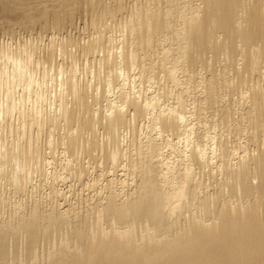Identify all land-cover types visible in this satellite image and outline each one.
Returning <instances> with one entry per match:
<instances>
[{"label": "bare ground", "instance_id": "1", "mask_svg": "<svg viewBox=\"0 0 264 264\" xmlns=\"http://www.w3.org/2000/svg\"><path fill=\"white\" fill-rule=\"evenodd\" d=\"M124 3V0H0V20L3 21L4 17L5 23L6 19L11 17L10 15L6 17L8 16L6 14L22 11L23 15L20 18L23 20L30 23L36 21L47 29L50 27L61 29V26L70 24L73 18L71 7L74 5L76 8L77 5H85L87 8L85 10L90 12L89 15H91V10H96L98 5L101 9L95 12L98 11L102 15L107 12L106 7L109 5L112 6L111 12L114 11L115 14L120 10L124 12L126 5ZM128 9H130L128 12L131 16H128L129 18L124 22L130 24L128 26L124 23L128 27L125 26L126 28L122 30L125 32H121L123 33L122 39L116 51L112 53L113 55L110 53V56L102 55L103 57L98 61V70L91 71L94 75L92 77L97 80L96 83L105 80L107 86L111 87L120 78L118 83L115 82L118 84L116 97L121 101L120 103L116 101L118 105L113 103L114 99L110 101L104 98L106 99L105 106L101 109L94 108L101 102V98L97 94L91 95V91L89 93L88 88L92 80L88 79L84 83L76 75L77 68L70 66L66 74L64 73L65 76L61 72L64 79L58 78L59 90L62 88L61 95L71 91L76 107L74 103H71L73 108L62 104L63 98L60 97L62 101L59 104H62V107L58 109L60 108L59 112H61H58L59 115L55 114L56 116L49 114L50 118L44 114L42 108L45 107H43L45 104L43 102L47 104L52 93V91L48 92L47 98L49 99L44 100L45 92H47L45 88L49 89L51 85L46 87L49 82L40 83L41 78L38 80L37 77L36 80L34 74L32 77V74L29 76L30 70L25 79L27 75H24L23 69L27 68H24L26 66H23L22 60L21 62L12 60L9 74L14 78H10L14 84L7 79L6 81L9 84L12 82L16 87L17 84L21 86L24 78L25 82L22 86L25 88L21 87V89L24 92L34 87L31 93L34 100L32 101L35 103L33 107L31 101L27 99L30 107L33 108H27L29 105L25 106L26 109L20 108L21 110L16 111L18 117L15 115L18 118L16 134L22 140L20 141V153L22 152L23 156L22 161L17 162L18 173H13L10 178L17 183L14 184L15 186H20L22 183L19 172L29 174L28 160L34 159L33 154L37 150L33 147L37 141L35 142L33 138L32 129L37 132L36 128L41 129L46 123H54V117H60V119L52 125L56 126L60 122L70 125L67 134H61L62 139H60L62 150L66 154L77 150L104 152L107 159H110L111 165L123 164L127 167L131 178H129L130 184H128L129 181L122 180L121 182L123 185L128 184L129 187H126L128 188L126 190L114 188V184L111 183L107 184L106 189L103 192L99 190L92 202L83 206L85 208H80L81 210H78L79 207L75 209L72 203L70 207L62 209L59 202L58 204L52 202L54 199H50L51 196L49 198L45 196L44 200L48 202V207L41 205L47 210L41 208L38 201L32 200L33 204L30 208L28 207L29 212L19 215L17 213L14 216L15 221L12 217L13 220L0 217V264H264V70L261 71L264 69V0H144L141 4L139 2L130 4L126 10ZM112 13L106 15L110 16ZM92 14L99 15L94 11ZM93 15L88 21L95 17ZM94 20L96 18L90 22L95 28ZM9 22L7 19L8 24ZM103 40H105L103 35L102 37L98 35L92 42L84 43V46H81L82 53L89 55L95 52L104 42ZM18 56L15 59H19ZM154 57L158 60L157 67L153 63L155 69H160L158 74H162V78L171 82V86L179 88L185 84L183 89L180 87V90H175L173 93L171 89L169 90L170 94L167 95L173 97L174 105L167 106L164 102L161 106L158 100L159 95L148 97L147 92L142 93L143 89H139L141 93L138 90L135 91L134 85L130 87L132 92H126L129 84L134 80L130 83V78L124 71L125 66L130 71L137 69L141 75H144L147 73H145V62L149 63L148 60L151 61ZM87 63L91 64V62ZM214 64L222 65V69L217 74L212 73ZM204 67L209 69L210 75L202 76L199 70L198 78L190 80L188 72ZM177 69L181 71L180 73H184L183 79L177 76ZM101 73L104 74L103 79ZM226 73L228 75L233 73L238 83H243V85L248 79L250 80L237 99L240 101L238 102L240 106L245 105L242 109L237 106V109L241 111L237 110L236 117H233L235 114H230L232 110L228 108L226 102L224 103V93L220 90V88L232 87V82L225 78ZM50 76L48 74L47 78ZM197 79V85L192 86L191 84ZM19 81L21 83H18ZM9 84L5 83L7 90H11ZM54 88L56 89V87L51 89ZM193 88L200 96L186 103L184 98L192 94ZM165 92L163 91L164 94ZM60 94L58 93V96ZM32 95L30 94L31 97ZM70 97L72 99V96ZM19 98L22 100V97ZM7 106L5 104L6 109L4 108L0 123L4 117L13 118L10 116L13 114L15 105L12 103ZM205 110L210 113V116L211 113H219L218 111L224 114V116L221 114L223 126L234 134L236 133V136L237 133L239 136V133H248L246 141L242 140V142L245 141L244 144L239 141L230 150L223 145L228 140L220 142L224 147L218 142L219 147L213 146L214 144L210 146V143L218 139L215 140L214 136H210L208 134L210 132L205 135L206 144H202L201 135L195 138L191 136L195 126L187 119V114L195 118V116H200L199 114L203 116ZM216 115L212 117L215 118ZM142 119L147 120L144 122ZM141 120L147 123L145 126L148 132L156 129L160 137L166 134L165 137L177 135L185 139L183 153L175 157V160H171L167 157L168 154L163 153L165 146L156 142L157 140L152 141L153 135L148 134V136L143 133L148 138L145 137L146 140L142 141L143 143L139 141L138 134L142 129L139 126L138 133L137 124L139 121L141 123ZM97 126H101L102 132L106 134L105 143H99L100 141L98 142V139L93 136ZM85 133L87 136L84 135ZM95 133L97 134V131ZM122 133L129 134V146L134 151L132 153L136 155L129 160L124 158L129 154L126 152L129 146L126 151L123 149L125 148L123 145L127 144H121V136H125ZM160 140H163V137ZM171 144L168 145L173 146ZM2 146L6 145L0 142V148ZM6 148L4 147L5 150ZM238 149L241 151H237ZM123 158L126 159L125 162ZM62 166L69 172L72 171L76 177H81L83 174V168L79 167L77 171V164L66 163ZM28 180L25 176V185L28 184ZM116 184L118 187V183ZM22 186L20 189H26ZM54 193L61 194L58 191ZM56 199L59 198L56 196ZM3 202L1 198L0 206ZM45 202L42 203L46 204ZM26 209L24 208V211ZM17 242L19 246L16 245Z\"/></svg>", "mask_w": 264, "mask_h": 264}, {"label": "rangeland", "instance_id": "2", "mask_svg": "<svg viewBox=\"0 0 264 264\" xmlns=\"http://www.w3.org/2000/svg\"><path fill=\"white\" fill-rule=\"evenodd\" d=\"M124 1H125L124 4H126L128 7H130V4H132L134 2L135 3L139 2V4H141L144 0H127V1L124 0ZM130 1H131V3H130ZM126 5L124 7L125 10L123 9L124 12L122 10H120L123 13L120 12V11L119 12L115 11V12H117L115 14L114 11H112L115 16L111 12V7H112L111 5L106 7L107 8V12L103 13L102 15H101V13L99 14V12H98L101 9L100 7H98V5L96 7V10H98V11L95 12L96 10H91V15H89L90 12L85 10V8H86L85 5L84 6L83 5L82 6H78L77 5V8H76V5H74L73 7L70 6L71 8H73L72 17L74 19L73 18H72L73 20L71 19V22H70L69 25L65 24V25L61 26L62 31H61V29H59L60 27H56V28L52 27L51 28L50 27L51 25L50 26L48 25L50 28L47 29V28H44L41 24L39 25V23H36V21H32L33 23L32 22L30 23L29 21H27L25 19L23 20V19H21L22 18L21 16L23 15L22 11L18 12L20 14H18L17 12L13 13V14H10L11 12L6 14V15H8V16L5 15L6 17H10L11 16L10 18H7L8 22H9V19H10L9 24L7 23L6 17H5V19H6V21H5L6 24H5L4 23V17L1 16V18L3 17V21L0 20V24H1V26H0V84L2 85V86L0 85V87H1L0 88V102L2 103V104L0 103L1 104L0 105L1 109L0 110H2L0 112V118H1V115H4L3 113H4L5 109H6L5 104L7 106V103H9L8 104V106H9V105H11L13 103L15 105V109L12 112L13 114L10 116L11 118L13 116L12 119H9V118L6 119V117H4L3 118L4 120L1 122L2 124L0 123V142H3V144L5 143V145H6V146H2L0 148V200L2 198L3 201L5 202V203L3 202L4 204L2 203L1 206H0V209H1L0 210V217H3L4 219H8V218L10 219L12 217L14 219L15 218L14 216L17 215V213H18V215L22 214V213L23 214L24 213L27 214L29 212L30 206L33 204L32 202L35 201V200H36L35 202L38 201V203H39L38 205L40 207L42 206L41 208L45 209L46 207H48V202L46 203L44 198H46V197L49 198L50 196H51L50 199H52V198L54 199V200H52V202H56L57 204L59 202V204H61L60 206L62 207V209H66L67 206L73 204V207L75 209H77V207H79L78 210H81L80 208L83 209V208H85L83 206H87L86 204H90L92 202V199L95 198V196L98 194L99 190H101L103 192V190L106 189V185L109 184V183H111L112 185L114 184L113 187L114 188L116 187L119 190L128 189L126 187H129L128 184H130V181H129L130 180L129 178H131L130 171L127 169V167L123 166V164H119V166L118 165H115V166L111 165L110 159H107L106 153H104V152L97 153L96 150H92L90 152H87V151L84 152V151H81V150H79V151L77 150V151H73V152H71L69 154H66L64 152V150H62L63 146L60 144V139H62V135L61 134H63V133L67 134V129L70 127V125H68L66 122H60L56 126L52 125V124H55L56 122H58L60 117H54V119H53L54 123H52V124L46 123L45 125H43V128L41 127L42 130L39 129V128H36L38 130H35V131L39 132V130H40L41 132H43V133H41V132L38 133L39 135L42 134L41 136L37 135V132H34V129H32L33 132L31 131V133H32V135H34L33 138H34L35 142L37 141L36 142L37 144L35 143L37 146L34 145L33 147H34V150H36V149L37 150L33 154L34 159L28 160L29 162L27 164L28 165L27 166V170L30 171V172H29V174H25L24 172H19V174H20L19 177H20V179H22V180H20V182L22 181V183H20L21 184L20 186L19 185L15 186L17 183H14L10 179L13 173H15V172L18 173L17 172L18 171L17 170V162H21L22 158H23L22 152L20 153V151H21V147L20 146H21L22 140H20L21 137L19 139V135L16 134L17 133L16 130L18 128V126L16 127V125H17L16 121H18V118H17L18 114L16 113V111L18 112L21 109H26L25 106L27 107L29 105V101H31V106H33V104H35L33 102L34 100H33V95H32V93H33L32 90L34 89V87H32V89H30L31 91L30 90L29 91L24 90V92H23V89L25 88V86H22V83L25 82L24 78L27 79L28 75L30 76L32 74L31 75V77H32L33 74H34L35 79L38 77L39 78L38 80H40V78H41V80H40L41 82L39 81L40 83H44L45 84V82L46 83L49 82V83L46 84V87H47V85L48 86L51 85V87L49 89H48V87L45 88V91H47V92H45V96L46 97H45L44 100L49 99V98H47L48 95H49L48 92L50 93L52 91L51 94L53 96L50 94V96H49L50 99L47 100L48 103L46 104V102L44 101L43 104L44 103L45 104L43 105V107L44 106L45 107L42 108V110L44 111V114L46 116L50 117V118H51V116H53V114L54 115L55 114L59 115L58 112H59L60 108L62 107V104H66V106L69 105L71 108H73L74 106L76 107V105L74 103L75 98H74V95H72V92L70 91L71 93L70 92L68 93V91H67L63 95H61L60 93H61L62 88L59 90V83H60L59 79L60 80L64 79L63 77L66 74L65 72L68 71V69L71 68L72 66L77 68L76 75H78L77 77L82 79L81 81H83L85 83L86 80H88V79L92 80V83H91L90 87L88 88L89 89L88 91H89V93L91 91V93H92L91 95L97 94L101 98L100 99L101 102L98 104L99 106L101 105V107H99L98 105H95L94 108H97V109L98 108H100V109L103 108L105 106V104H106V99L107 100L110 99V101H111V99L112 100L114 99L113 100L114 102L113 101L112 102L114 104L116 103V105H118V102L119 103L121 102V101H119L118 97H116L117 96V94H116L117 90L116 89L118 88V86H117L118 84H116V83L119 82L120 78H118L117 81H115L116 83L114 82V84H112L113 86L111 87V86H107L105 80H103V81L100 80L101 82L99 81L98 83H96L97 80H95V78L92 77L93 73H91V71L95 72V71L98 70L97 69L98 63H99L98 61H100L103 56H107L110 53H111V55H113L112 53L116 51V49H117L116 47H118L120 39H122L121 36L125 32V31H122V30L124 28L128 27L129 24H130V23L128 24L127 22H124V20H127L129 18L128 16H131V14L129 13L130 9L126 10V8H128V7H126ZM82 7H83V9H82ZM109 7H110V9H109ZM93 11H94V13L99 14V15H96V16L93 15L92 14ZM107 13H108V15H109V13H112V14H110V16H107L106 15ZM92 15L95 16V17H92L93 19L96 18V20H94V22H96V26L97 27L95 26V28L92 27L93 24H91V22H90L93 19H90L88 21V19L91 18L90 16H92ZM103 15H104V18H103ZM111 15H113L114 17L111 16ZM124 17L125 18L127 17V18L125 19ZM97 19H99L100 21L97 20ZM1 21H2V23H1ZM124 23L125 24L127 23L128 26L124 25ZM2 24H5V25L2 26ZM31 24H35V25H31ZM36 24L39 25V26H37ZM48 26H46V27H48ZM121 32H123V33H121ZM98 35H100L101 37L103 35V39H105V40H103L104 42L101 43V46L99 45L100 47L98 46L97 50L95 52H93V53H89V55L88 54L86 55V54L82 53L81 46L82 45L84 46V43L85 44L89 43V41L92 42V40L97 38ZM119 37H121V38H119ZM66 38H67V40H66ZM115 39H117V40H115ZM116 41H118V42H116ZM108 42H110L111 44H109ZM112 46H113V48H112ZM49 47H50V49H49ZM20 48H22V49H20ZM24 49H25V51H24ZM37 49H39V50H37ZM112 49H115V50H112ZM26 52H27V54H26ZM31 52H32V54H31ZM33 54L35 55L36 59H35V57H33L34 56ZM41 54H42V56H41ZM7 55L9 57H7ZM13 56H14V58H13ZM17 56H18V58L20 57L19 58L20 60L17 59V58L15 59V57H17ZM27 56H29V57H27ZM49 56H51V57H49ZM75 56H77V58H75ZM10 57H12V58L10 59ZM31 58H34V59H31ZM87 58L89 59V61H88ZM37 59H38V61H37ZM85 59H86V61H85ZM12 60H16V61H19V62H21V60H22L23 66H26L24 68H27L25 70L23 69L24 75L25 74L27 75L28 74L27 72L29 70L31 71L30 74H28L27 76L25 75L26 77H24V75L22 76V78L24 77L22 79V83L20 81L18 82V83H21V86H18L19 84H17V82H15L17 84V86L15 85L16 87H14V85H13L14 82L11 80V79H14L13 77H11L12 75L9 74L11 72L10 69H11V66H12V63H13ZM30 60H32V61H30ZM92 60H93V62H92ZM157 61L158 60H156V57H154L153 59H151V61L148 60L149 63H147V61L145 62L146 63V65H145L146 66L145 67L146 68L145 69V73L146 72L147 73L144 74V75L143 74L141 75V73L138 72L137 69H135L134 71H130V69H128V67L125 66L124 71L129 76L130 83H131V81L134 80L133 83L129 84V89H127L126 92H128V91L132 92L131 91L132 89H130V87H133V85H134V87H136L135 91L138 90L139 93H141L142 91H140V90L143 89L144 92H142V93L145 94L147 92L146 96H148V97H150V96L151 97L152 96L153 97L154 96L157 97L159 95L158 100H159V103H160L161 106H163L162 104L164 102H165V104L167 103V106H169V105L171 106L172 104L174 105L175 104V100L173 99V97L171 95H167V94H170L169 90L171 89V92L173 93L175 90L177 91V90L183 89L185 87V84H183L184 87L183 86H179V88L181 87L180 89L178 87H175L174 85L171 86V84H172L171 82H170L171 83L170 84L169 81L167 82L165 78H162V76H161L162 74L161 75L158 74V73H160V69L159 68H157V70L155 69L157 67V64H156ZM87 62H91V64L87 63ZM95 63H97V64L95 65ZM153 63L156 64V67H154ZM64 65H66L68 68L66 66H64ZM150 65H152L154 67V69H152L153 67L150 66ZM147 66L148 67L150 66V67L148 68ZM167 66L169 67V65H167ZM167 66H166V68H168ZM170 67H171V65H170ZM58 68H62V69L59 70ZM122 68H124V67H122ZM51 69H53V70H51ZM63 69H65V71ZM221 69H222V65L221 64L220 65H215L214 64V66L212 67V73L213 74H217ZM55 70H58L59 72H56ZM199 70H201L200 72H201L202 76H208L211 73L207 67H204L202 69L199 68V69H197L194 72H188L187 75L190 76V80H195L196 78H198L197 77V73L199 72ZM262 70H264V69H261V71ZM54 71L56 73H54ZM155 71H157L156 74H153ZM61 72L63 74L65 73L64 76L62 75ZM180 72H181L180 70L177 71V73H178L177 76L180 77V79H183L184 78V73L183 72L180 73ZM43 73H45V75ZM58 73H60V74H58ZM48 74H49V76L51 74V76L49 78H47ZM103 75L104 74L101 73V77ZM149 75L151 77L152 76L153 77L149 78ZM44 76H45V78H44ZM133 76H135V78ZM136 76H137V78H136ZM83 77L85 78L84 80H83ZM225 78L226 79L228 78V80H230V82H232V87L229 88V89L220 88V90L224 93L223 94V101H224V103L226 102L225 104H227L228 108H230L232 110V112L233 111L235 112V113H232L231 110L229 109V111L231 112L230 114L231 115L235 114V116H233V117H236L237 116V112L239 111L237 109V106H240V103H238L240 101L239 100L237 101V99H239L238 97L240 96L241 92H243L245 90V87H247V85L250 83V80L248 79L247 83L246 84L244 83V85H243V83H238L237 77L235 78V75L233 73H230L229 75L226 73ZM6 79L9 82L12 81L13 84H12V82L9 84V82L6 81ZM43 79H45V80H43ZM57 79H58V81H57ZM102 79H103V77H102ZM5 81L9 84L11 90H7L5 88V83H6ZM1 82H3V83H1ZM197 83H198V79L194 83H192L191 85L192 86L193 85L196 86ZM23 85H24V83H23ZM93 86H95V87L93 88ZM21 87L23 89H21ZM52 87H56V89L55 88H54L55 90L51 89ZM172 87H173V90H172ZM176 88H178V89H176ZM2 89H5L6 91L2 90ZM56 90H57V92H55ZM153 90L154 91L157 90V91H155L156 93L153 92ZM162 90L164 92L166 91L167 93L165 92V94H164ZM7 91H10V92H7ZM192 91L193 92H192L191 95L186 96V98H184L186 103L187 102L189 103L193 99H197L200 96V94H197V91H196L195 88H193ZM158 92L160 94H157ZM58 93L60 94V96H58ZM30 94L32 95V97L30 96ZM54 94L55 95L57 94V95L54 96ZM67 94H69V95H67ZM155 94H157V95H155ZM64 95H65V97H64ZM103 95H104V97H103ZM165 95H167L168 97L165 96ZM70 96H72V99H71ZM169 96H170V98H169ZM19 97H22V100ZM60 97L63 98V102L64 103L61 102L62 98H60ZM23 98H24V100H23ZM104 98H106V99H104ZM25 99H26V101H25ZM71 100H73V102ZM14 101H15V103H14ZM116 101H118V102H116ZM17 102H18V104L20 103L22 106L20 104L18 105ZM60 102L62 104H59ZM71 103H74V106H72ZM48 104H50L51 106L48 105ZM243 105H245V104H243ZM243 105L240 106L241 109H242ZM47 106H49V107L46 108ZM18 107H19V109H18ZM29 107H30V105L27 108H29ZM33 107H30V109L33 108ZM58 107H60V108L58 109ZM241 109H240V111H241ZM53 111H54V113H53ZM218 112L219 113L216 112V114H218L219 117L221 116L220 118L218 117V115L212 114V113H211V116H210V113L207 110H205L204 113L202 111L203 116H202V114H199L200 116H195V118H194V116H192L190 114H187V117H188L187 119L190 120L191 124L195 126L194 127V132H193V134H191V136H193L195 138L196 136L201 135L202 137H200V139L202 141V144H206L207 142H206L205 135H207V133L210 132L208 134L210 136H214L215 140H216V138H218L216 140V142L210 143V146H212V144H214L213 146L219 147V145H222V144H220V142L222 140H223L222 142H226V140H228V141H230L229 144H228V141H227L225 144L223 143V145L225 147H228L230 150L233 148L234 145H237L239 143V141H241V142H242V140L246 141V139L248 138L249 134L248 133L246 134V133L242 132L243 136H242L241 133H239L240 136L238 135V133H237V136H236L235 135L236 133L234 134L228 128L226 129V127L223 126V122H221L222 119H223L224 114H222L220 111H218ZM206 113H209V114L207 115ZM49 114H51V116ZM189 115L192 116L191 119H190ZM212 115L213 116L216 115L217 117L214 118V117H212ZM218 118L220 119V121H219ZM10 120L11 121L13 120L12 123H10L11 122ZM142 120H141V123L139 121L138 124H137L138 129H139V126H140L141 129L143 130V131L142 130L140 131V129H139L137 131L138 133L140 131V133H139L140 137H139V134H138V140L139 141L141 140V142L142 141L145 142L146 138H148L149 135L150 136L153 135L154 137H152V141L154 140V142H155L157 140L156 142H158V143L160 142L161 144H163V146H165V148H163V153H164V155L168 154L167 157H169L171 160H175L176 159L175 157H177L179 154L181 155V153H183L184 145L186 143L185 139H181V137L180 136L177 137V135H170V136L167 135V137H165L166 134H164L165 136L164 135L161 136V137H163V140H160L161 137L157 135L158 131L155 129V130H152V131L148 132L147 128L145 126L147 123H144V122H146L147 119L145 121L143 120L144 122ZM188 120H187V122L190 123V121H188ZM197 120H199V121H197ZM197 122H198V124H197ZM8 124H10V125H8ZM201 125H202V127H201ZM100 127L101 126H97L96 127L95 131L93 132V134H94L93 136L95 137V139H98L97 140L98 142L100 141L99 143H105V140H107V137L105 136L106 135L105 132L104 133L102 132L103 129L100 128ZM12 128H13V130H12ZM10 130H12V131H10ZM227 130H229V131H227ZM96 131H97V134L95 133ZM223 131H224V133H223ZM226 131H227V133H226ZM220 132H222V133L220 134ZM143 133L145 135H148V134L149 135L146 137ZM229 133H232V134H229ZM122 134H124L125 136H123V137L121 136V140H122L121 144L122 145L125 144V143L127 144L126 146L123 145V147H125L126 149L122 147L126 151L128 146H129V140H130L129 138H130V136H129L128 133H127V135H126V133H122ZM7 135H8V137H7ZM84 135L87 136V133H85ZM215 135L221 137V139L219 137L215 136ZM50 136H51V138H50ZM35 137L38 140H36ZM139 138H141V139H139ZM143 138H144V140H143ZM166 139L167 140L170 139L169 140L170 142L169 141L166 142L167 141ZM103 140H104V142H103ZM217 142L219 143V145L217 144ZM244 142H242L241 144H244ZM48 143H49V145H48ZM171 143L173 144V146H169L168 145V144H171ZM4 147H7L6 150L4 149ZM131 148L132 147L129 146V149L126 151V152H129V154H127V156L124 157V158H127V160H129V159H131V158L136 156L135 153H132L134 151H132ZM37 151H39V152H37ZM62 151H63V153H62ZM237 151H241V149L240 150L238 149ZM36 153L38 154V156H37L38 158L36 157V155H37ZM19 154H21V155H19ZM124 158H123V161L125 162L126 159H124ZM49 160H52V161H49ZM53 160H54V162H53ZM66 163L77 164V171H79V167H80V169L83 168L82 169L83 170L82 176L81 177H78V176L76 177V176H74L72 171L69 172L67 169H65L62 165L66 164ZM29 164H30V166H29ZM125 171H127V172H125ZM127 173H129V174H127ZM25 176H27V179H29L28 180V184H26L27 186L24 183ZM23 178H24V180H23ZM111 179L113 180L114 183L112 182ZM122 180L123 181H129V183L126 184V182H125L126 185H123V184H121ZM29 181H30V183H29ZM54 182H55V184H54ZM116 183H118V187H117ZM121 185H123L124 187L122 186V188H121ZM21 186L22 187L25 186L26 189L25 188L24 189L22 188L23 190L20 189ZM53 186L56 187V188L54 189ZM16 187H18V188H16ZM49 187H51V188H49ZM54 191H56V192L58 191V193L60 192L64 197L61 194L58 195L57 193H54ZM48 192H50V193H48ZM79 194H80V196H79ZM55 195L57 196V198H59L58 200L56 199ZM62 199H64V200H62ZM66 200H67V202H66ZM42 202H45L46 204H44ZM41 204H43L44 206L46 205V207L44 208L43 205H41ZM19 207H22V208H19ZM24 208L25 209L27 208V209L24 211ZM46 210H47V208H46ZM15 220H16V218L14 219V221ZM19 242H20V240H19ZM16 245L19 246L18 242L16 243Z\"/></svg>", "mask_w": 264, "mask_h": 264}]
</instances>
